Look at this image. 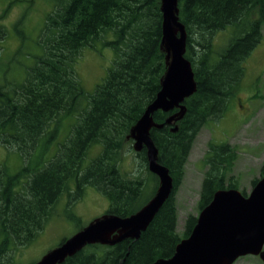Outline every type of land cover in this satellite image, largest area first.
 Instances as JSON below:
<instances>
[{"label":"trees","instance_id":"1","mask_svg":"<svg viewBox=\"0 0 264 264\" xmlns=\"http://www.w3.org/2000/svg\"><path fill=\"white\" fill-rule=\"evenodd\" d=\"M54 2L39 31L41 51L24 78L0 85V143L14 149L22 161L16 171L0 164V264H12L13 254L35 239L64 194L78 199L86 186H93L108 199L106 212L119 216L143 206L134 207L142 179L128 177L119 161L122 150L133 143L127 137L131 127L154 100L166 69L160 48V0ZM178 7L187 32L184 56L191 62L196 90L183 101L185 113L174 124L175 132L171 131L174 125L167 124L150 130L158 162L173 179L172 192L138 238L113 245L89 244L60 264H151L171 256L196 223L197 215L190 214L182 232L177 231L174 193L197 133L227 109L243 74L242 64L261 39L264 0H179ZM227 26L233 28L232 36L218 52L214 36ZM6 33L0 23V41ZM108 34L113 38L103 44L114 51L112 65L87 94L75 63L82 48L94 46ZM177 110H157L153 120L163 123ZM71 117L74 123L58 141L61 123ZM94 144L101 150L88 158ZM50 147L55 150L47 156ZM135 153L139 165L158 180L147 168L145 148ZM236 158V149L229 143L208 142L199 211L216 190L239 189L230 175ZM259 173L264 176V160Z\"/></svg>","mask_w":264,"mask_h":264},{"label":"rangeland","instance_id":"2","mask_svg":"<svg viewBox=\"0 0 264 264\" xmlns=\"http://www.w3.org/2000/svg\"><path fill=\"white\" fill-rule=\"evenodd\" d=\"M54 1L0 0V23L7 30L6 37L0 41V85L24 78L27 67L33 64L34 56L41 51L37 44L39 31L46 14L53 8ZM232 31L233 28L227 26L215 34L213 44L218 52L226 47ZM261 32L259 43L242 64L243 74L227 109L222 116L209 120L202 126L192 143L183 177L174 193L179 233L183 230L186 217L199 212L197 203L206 169L204 156L209 141L227 142L236 149L237 158L230 175L236 180L238 190H245L247 195L252 188V180L260 177L259 168L264 160V27ZM112 38L113 35L108 34L96 41L94 46H86L80 51L74 67L87 94L93 92L112 65L114 51L103 44L104 40ZM72 123L74 117L64 119L56 135L58 141L65 138ZM54 150L55 147H50L47 156H51ZM100 150V145H91L87 157H96ZM1 163L6 164L9 171H16L22 161L14 149H7L0 143ZM119 166L121 171L128 173V177L142 179L141 192L134 201V207L144 205L151 198L158 180L153 179L139 165V159L129 145L122 150ZM107 209L108 199L93 186H86L78 199H74L72 195H62L43 230L29 245L13 254L12 264H29L39 260L64 238L104 214ZM233 264L264 263L258 256L245 255Z\"/></svg>","mask_w":264,"mask_h":264},{"label":"water","instance_id":"3","mask_svg":"<svg viewBox=\"0 0 264 264\" xmlns=\"http://www.w3.org/2000/svg\"><path fill=\"white\" fill-rule=\"evenodd\" d=\"M178 1L160 0V48L165 53L166 69L154 100L127 136L133 140L131 146L135 152L146 150L147 168L158 179L155 193L130 215L105 212L95 217L29 264H60L89 244L113 245L124 239H136L170 196L173 179L169 169L158 162V150L150 130L180 120L185 113L183 101L196 90L191 62L184 56L187 32L179 20ZM174 108L178 110L163 123L153 120L155 111ZM176 130V125L171 127V131ZM245 255L258 256L264 263V176L258 178L247 195L233 187L216 190L210 202L198 212L189 235L177 243L174 253L151 264H233Z\"/></svg>","mask_w":264,"mask_h":264}]
</instances>
